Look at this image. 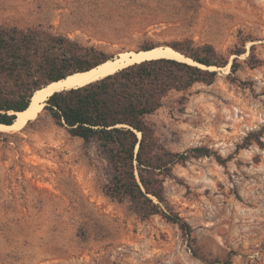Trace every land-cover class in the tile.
<instances>
[{
    "label": "rangeland",
    "instance_id": "obj_1",
    "mask_svg": "<svg viewBox=\"0 0 264 264\" xmlns=\"http://www.w3.org/2000/svg\"><path fill=\"white\" fill-rule=\"evenodd\" d=\"M0 24L43 25L115 56L147 39L246 50L237 72L216 68L185 104L172 93L149 117L166 148L214 153L175 165L164 184L192 238L106 196L108 155L41 110L0 137V264H264V0H0Z\"/></svg>",
    "mask_w": 264,
    "mask_h": 264
},
{
    "label": "trees",
    "instance_id": "obj_2",
    "mask_svg": "<svg viewBox=\"0 0 264 264\" xmlns=\"http://www.w3.org/2000/svg\"><path fill=\"white\" fill-rule=\"evenodd\" d=\"M248 40L254 42L256 38L244 39L243 45ZM160 44L197 64L169 57L135 62L84 85L53 92L42 112L70 136L85 144L95 142L108 155V177L103 185L106 196L129 200L143 218L163 216L176 223L189 239L192 229L175 211L164 184L173 177L175 165L214 153L203 146L183 151L166 148L149 117L172 93L181 94L178 102L185 104L195 84L215 81L216 68L229 66L230 73L237 72L241 65L238 57L246 50L234 47L223 54L211 43H197L191 38L165 43L147 39L137 50ZM254 51L252 44L247 61L257 66L260 60ZM231 55L234 57L230 59ZM113 57V52L98 44L55 33L43 25L0 24V123L11 125L17 113L28 108L34 93L48 83L90 70ZM40 113L20 131L35 124ZM17 134L0 132V137L8 142ZM216 158L225 160L220 155Z\"/></svg>",
    "mask_w": 264,
    "mask_h": 264
},
{
    "label": "bare ground",
    "instance_id": "obj_3",
    "mask_svg": "<svg viewBox=\"0 0 264 264\" xmlns=\"http://www.w3.org/2000/svg\"><path fill=\"white\" fill-rule=\"evenodd\" d=\"M169 57L195 64L191 59L184 57L170 46H156L150 50H126L118 53L115 57L93 67L90 70L76 72L63 79L48 83L42 89L35 92L32 104L24 111L18 112L15 121L11 125L0 123V132L22 128L29 119L35 117L41 110L44 101L55 91L68 89L82 85L88 81L103 77L116 70L147 58ZM214 69L216 67H210Z\"/></svg>",
    "mask_w": 264,
    "mask_h": 264
},
{
    "label": "water",
    "instance_id": "obj_4",
    "mask_svg": "<svg viewBox=\"0 0 264 264\" xmlns=\"http://www.w3.org/2000/svg\"><path fill=\"white\" fill-rule=\"evenodd\" d=\"M152 49V48H151ZM146 50H150V49H146ZM182 55V54H181ZM185 57V56H184ZM154 58H156V57H154ZM147 59H151V58H147ZM143 60H145V59H143ZM142 61V60H141ZM193 61V60H192ZM137 62H140V61H137ZM131 64H133V63H131ZM195 64H197V63H195ZM127 66V65H126ZM106 76V75H105ZM101 78V77H100ZM97 79H99V78H97ZM94 80H96V79H94ZM93 81V80H92ZM88 82H91V81H88ZM88 82H86V83H88ZM86 83H84V84H86ZM84 84H82V85H84ZM78 86H81V85H78ZM77 87V86H76ZM35 94V93H34ZM34 96V95H33ZM48 98V97H47ZM32 101H33V98L31 99V102H30V104H29V106L32 104ZM46 101V100H45ZM45 101H44V103H43V106H44V104H45ZM28 106V107H29ZM43 106H42V108H43ZM42 108H41V110H42ZM41 110H39L38 111V113L41 111ZM38 113L35 115V117L34 118H32L31 120H33V119H35L37 116H38ZM25 126V125H24ZM23 126V127H24ZM22 127V128H23ZM6 132V131H5Z\"/></svg>",
    "mask_w": 264,
    "mask_h": 264
}]
</instances>
